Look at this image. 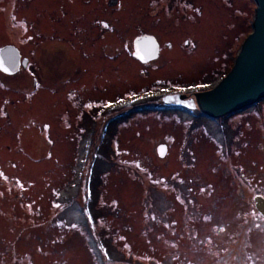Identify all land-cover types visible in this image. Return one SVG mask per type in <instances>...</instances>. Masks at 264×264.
<instances>
[{"label": "rangeland", "instance_id": "rangeland-1", "mask_svg": "<svg viewBox=\"0 0 264 264\" xmlns=\"http://www.w3.org/2000/svg\"><path fill=\"white\" fill-rule=\"evenodd\" d=\"M255 6L0 0V48L28 59L0 71V264H264V99L223 123L134 109L158 100L96 117L149 87L218 85ZM144 33L161 44L147 65L133 49Z\"/></svg>", "mask_w": 264, "mask_h": 264}, {"label": "water", "instance_id": "water-1", "mask_svg": "<svg viewBox=\"0 0 264 264\" xmlns=\"http://www.w3.org/2000/svg\"><path fill=\"white\" fill-rule=\"evenodd\" d=\"M255 1V11L240 42L239 53L231 72L215 88L198 95L202 110L214 117L240 111L264 99V0ZM135 47L137 56L145 61L156 57L159 52V44L152 35L137 37ZM21 64L26 65L27 59L22 61L17 47L6 45L0 50L1 70L15 74L20 70ZM168 99V103H181L182 97L176 95L169 96ZM187 104L195 106L192 102ZM165 148L160 147L159 151L165 152ZM255 199L257 209L264 215V197L258 195Z\"/></svg>", "mask_w": 264, "mask_h": 264}, {"label": "flooded vegetation", "instance_id": "flooded-vegetation-1", "mask_svg": "<svg viewBox=\"0 0 264 264\" xmlns=\"http://www.w3.org/2000/svg\"><path fill=\"white\" fill-rule=\"evenodd\" d=\"M105 29H107L108 27H104ZM144 34H146V33H144ZM141 35H143V34H141ZM139 36V35H138ZM134 43H135V40L133 41V49H134V55H135V51H136V48H135V46H134ZM185 45L186 46H189L190 45V41L189 40H187L186 42H185ZM150 50V49H149ZM149 53V55H150V52H148ZM160 55H161V47H159V53H158V55L156 56V57H154V58H148L149 60L148 61H146V62H142V61H140V62H142L144 65H147V64H150V62L151 63H153V61L154 60H157L159 57H160ZM153 88H155V87H149V88H147V89H153ZM157 88V87H156ZM204 90H207V89H202L201 91H204ZM189 93H197V91H194V92H190V91H187V93L186 94H189ZM157 100H159V104L158 105H163V99H164V95L163 96H161V97H159V98H156ZM100 107V106H99ZM98 107V108H99Z\"/></svg>", "mask_w": 264, "mask_h": 264}, {"label": "bare ground", "instance_id": "bare-ground-1", "mask_svg": "<svg viewBox=\"0 0 264 264\" xmlns=\"http://www.w3.org/2000/svg\"><path fill=\"white\" fill-rule=\"evenodd\" d=\"M4 11H5V14H6V19L8 21H10L13 18V15H12V4L11 3H8V5L4 9ZM234 116H236V115H234Z\"/></svg>", "mask_w": 264, "mask_h": 264}, {"label": "snow or ice", "instance_id": "snow-or-ice-1", "mask_svg": "<svg viewBox=\"0 0 264 264\" xmlns=\"http://www.w3.org/2000/svg\"><path fill=\"white\" fill-rule=\"evenodd\" d=\"M105 27H107V25H105ZM0 175H3V173H0ZM21 187H23V185H21ZM0 195H2V193H0ZM57 207H59V205H57Z\"/></svg>", "mask_w": 264, "mask_h": 264}]
</instances>
